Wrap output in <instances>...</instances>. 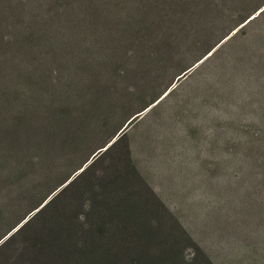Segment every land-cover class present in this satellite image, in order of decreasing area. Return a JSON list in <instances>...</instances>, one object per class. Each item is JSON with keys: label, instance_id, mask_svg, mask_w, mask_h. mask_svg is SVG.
I'll use <instances>...</instances> for the list:
<instances>
[{"label": "trees", "instance_id": "obj_1", "mask_svg": "<svg viewBox=\"0 0 264 264\" xmlns=\"http://www.w3.org/2000/svg\"><path fill=\"white\" fill-rule=\"evenodd\" d=\"M237 5L241 14L231 17ZM262 14L264 0L255 5L249 0H0V255L18 244L24 250L27 241L36 247L33 255L45 253L49 243H41V232L25 233L61 207V237L53 230L51 240L59 258L186 264L185 243L198 245L178 219L170 222L172 230L164 223L167 204L131 152L108 180L96 183L89 177L99 159L124 141L125 133L113 142L118 134L172 95V87L234 31L230 39ZM252 120L263 126L259 117ZM107 133L84 160L85 155L71 159L87 153L90 139ZM253 133L238 140L253 166L248 177L255 193L248 197L259 236L264 130L254 138ZM80 182L75 199L59 206ZM83 228L81 246L77 238ZM259 237L243 264H264V235ZM19 253L14 264L33 262ZM190 260L216 264L202 251Z\"/></svg>", "mask_w": 264, "mask_h": 264}, {"label": "rangeland", "instance_id": "obj_2", "mask_svg": "<svg viewBox=\"0 0 264 264\" xmlns=\"http://www.w3.org/2000/svg\"><path fill=\"white\" fill-rule=\"evenodd\" d=\"M257 1L262 0H249L251 5ZM238 5L240 13L236 9L231 17L241 14ZM260 17L230 39L238 29L234 31L217 46L214 55L212 52L209 59H202L188 76L172 87V95L165 97L157 107L149 108L129 128H124L113 142L125 133L124 141L99 159L89 177V180H97L96 183L108 180L115 175L116 166L126 153L131 152L148 184L167 204L170 214L164 223L172 230L170 222L178 219L186 234L198 245L197 248L195 244L185 243L186 264H191L190 259L199 251L209 255L216 264L246 263L247 248L264 235L261 229L257 236V228L253 227L256 211L248 197L253 199L252 193H255L248 177L253 166L238 140L248 138L246 133L250 130L254 131L252 138L258 129L264 130V14ZM253 117H259L263 126L259 128L254 124ZM108 135L90 139L84 147L88 148L87 153L74 154L71 159L85 155L80 159L84 160ZM256 139L263 143L258 136ZM106 149L103 148L97 158ZM260 158L264 159V154ZM259 169L263 171L254 166V171ZM83 182L69 191L59 206L75 199ZM60 211L61 207L54 209L25 233L30 236L41 232V243H49L44 246L48 248L45 253L33 255L36 247L27 241L22 244L26 247L24 250L18 244L17 248L2 253L0 264H14L12 261L20 257L19 252H24L26 260L33 261L31 264H87L72 255L59 258L53 252V230L61 237ZM86 229L83 228L81 237L77 238L81 246ZM175 232H180L178 227ZM22 241L23 238L19 240ZM60 243L68 247L65 240ZM122 251L123 247L119 251L123 258Z\"/></svg>", "mask_w": 264, "mask_h": 264}]
</instances>
